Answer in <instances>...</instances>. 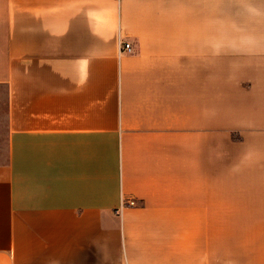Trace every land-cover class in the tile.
Returning a JSON list of instances; mask_svg holds the SVG:
<instances>
[{"label": "crops", "instance_id": "crops-1", "mask_svg": "<svg viewBox=\"0 0 264 264\" xmlns=\"http://www.w3.org/2000/svg\"><path fill=\"white\" fill-rule=\"evenodd\" d=\"M1 90L0 264H264V0H0Z\"/></svg>", "mask_w": 264, "mask_h": 264}, {"label": "rangeland", "instance_id": "rangeland-1", "mask_svg": "<svg viewBox=\"0 0 264 264\" xmlns=\"http://www.w3.org/2000/svg\"><path fill=\"white\" fill-rule=\"evenodd\" d=\"M120 42H128L129 41H123V40H119L118 45ZM130 45L132 46V44L130 43ZM132 48V47H131ZM132 52V51H131ZM130 52V53H131ZM4 98H5V93L1 90L0 91V120L2 121L4 115H5V104H4ZM3 129H1L0 127V156H3V154L5 155V133L3 131ZM124 200V199H123ZM125 200H130V199H125ZM134 200V199H133ZM135 201V200H134ZM122 206V205H121ZM124 206V205H123ZM133 206V205H130Z\"/></svg>", "mask_w": 264, "mask_h": 264}, {"label": "built area", "instance_id": "built-area-1", "mask_svg": "<svg viewBox=\"0 0 264 264\" xmlns=\"http://www.w3.org/2000/svg\"><path fill=\"white\" fill-rule=\"evenodd\" d=\"M132 46L128 42H120L119 43V54H124V53H130L132 51ZM135 201L133 199L130 200H122L121 205H134Z\"/></svg>", "mask_w": 264, "mask_h": 264}]
</instances>
